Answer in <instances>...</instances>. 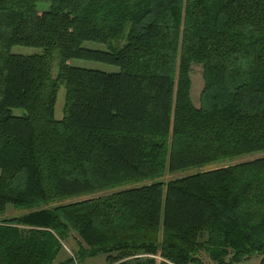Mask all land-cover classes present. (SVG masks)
<instances>
[{
  "label": "trees",
  "instance_id": "trees-1",
  "mask_svg": "<svg viewBox=\"0 0 264 264\" xmlns=\"http://www.w3.org/2000/svg\"><path fill=\"white\" fill-rule=\"evenodd\" d=\"M261 152L264 0H0V216L36 209L0 219V264H52L70 232L104 264H264V156L40 209Z\"/></svg>",
  "mask_w": 264,
  "mask_h": 264
},
{
  "label": "rangeland",
  "instance_id": "rangeland-1",
  "mask_svg": "<svg viewBox=\"0 0 264 264\" xmlns=\"http://www.w3.org/2000/svg\"><path fill=\"white\" fill-rule=\"evenodd\" d=\"M127 33V32H126ZM125 33V35H126ZM125 39V38H124ZM123 41H111L105 44H98V43H85L83 47L97 50V51H102V52H108L113 49H117L123 45ZM12 54L16 55H22V56H31V55H39L42 53V50L40 48H31V47H13L11 49ZM52 73L55 76L57 73V68H58V61H59V52L58 50H55L52 54ZM70 65L76 68H82V69H90V70H97L105 73H117L119 71V68L116 66H110V65H105L102 63H96V62H88V61H82V60H77L73 59L70 61ZM202 70L201 67L198 65H192L191 66V71H190V80H191V88H190V97L192 100V103L194 104L195 107H198L199 105V96L203 88V81H202ZM64 105V89L60 88L57 99H56V104L54 107V118L55 120H61L63 113ZM18 114H20V111H16ZM264 156V152L257 153V154H252V155H243L239 156L233 159H228L225 161H219L216 163H212L209 165H205L202 167H194V168H188L184 170H179V171H166L162 176L153 178V179H148V180H142L134 183H130L127 185L119 186V187H114V188H107L101 191L93 192L90 194H85L81 196H75V197H70L66 200L57 202L55 204H50L49 206H42L41 208H51L53 206L59 205V204H66V203H71V202H76L79 200H84V199H91V198H96V197H102V196H107L110 195L114 192L129 189L132 187H139V186H144V185H149L152 183H163L166 184L169 181L176 180V179H181L190 175H194L200 171H205V170H211L216 167H221V166H226V165H233V164H239L243 162H247L259 157ZM36 209L32 210H16L12 206H8L6 208V211L3 215L0 216L1 218H11L14 216H19L23 215L25 213H29L30 211H34ZM80 240L78 239L77 235L73 232L69 233V236L61 242L62 245V251L58 254L57 258L52 264H60L64 262L67 258H72V263L71 264H104V258L103 256H97L94 258H91L89 254L84 253L83 257H80V245H79ZM198 262L200 264H214L208 257L207 253L204 251H201L198 255ZM260 258L256 255H253L249 259H244L238 262V264H259ZM193 264V263H191Z\"/></svg>",
  "mask_w": 264,
  "mask_h": 264
},
{
  "label": "water",
  "instance_id": "water-1",
  "mask_svg": "<svg viewBox=\"0 0 264 264\" xmlns=\"http://www.w3.org/2000/svg\"><path fill=\"white\" fill-rule=\"evenodd\" d=\"M197 264H200V263H197Z\"/></svg>",
  "mask_w": 264,
  "mask_h": 264
}]
</instances>
